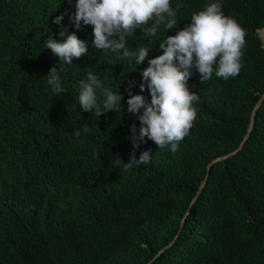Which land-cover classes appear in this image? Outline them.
<instances>
[{
	"label": "trees",
	"instance_id": "trees-1",
	"mask_svg": "<svg viewBox=\"0 0 264 264\" xmlns=\"http://www.w3.org/2000/svg\"><path fill=\"white\" fill-rule=\"evenodd\" d=\"M213 2L171 0L177 28L162 26L155 37L137 30L128 47L149 55L135 64L96 49L93 26L76 29L70 17L77 0H0V264H264V102L243 148L211 166L185 216L207 165L238 147L264 92V0H220L223 13L246 30L242 68L227 80L214 72L208 81L190 69L197 119L178 151L151 140L134 149L130 140L140 121L127 112L129 82H136L132 94L150 103L139 84L148 61L163 54L159 42ZM62 28L88 53L63 66L65 92L56 96L44 78L61 62L44 40L62 42ZM89 68L119 88L120 112L80 109L79 81ZM134 151L137 160L150 152L151 162L125 166ZM183 218L174 244L151 262Z\"/></svg>",
	"mask_w": 264,
	"mask_h": 264
},
{
	"label": "clouds",
	"instance_id": "clouds-1",
	"mask_svg": "<svg viewBox=\"0 0 264 264\" xmlns=\"http://www.w3.org/2000/svg\"><path fill=\"white\" fill-rule=\"evenodd\" d=\"M170 5L171 0H77L70 20L76 29L82 23L93 26L96 49L122 53L121 59L133 57L135 64H143L149 50L145 47L130 50L128 38L137 30L145 37H155L162 26L168 32L176 29L177 12ZM63 19V15L58 16L54 23L60 25ZM60 36L66 39L44 40V48L61 62L59 70L52 67L44 78L56 96L65 92L60 78L63 66L88 53L87 44L75 32L68 35L67 29L62 28ZM245 45L246 30L223 13L220 0L193 13L191 23L176 35L162 39L159 46L163 54L148 61L149 67L143 70L139 84L141 93L150 92V103L144 95L132 94L136 82L128 84L127 112L137 115L140 121L139 135L135 124L131 128L133 148L138 149L141 142L151 140L159 149L170 145L171 152L178 151L180 142L189 135L197 119L193 104L199 101V94L189 89L190 69L194 66L203 81L210 80L214 72L216 77L225 80L235 77L242 68ZM105 84L91 68L87 70V79L79 81L78 100L82 111H94L99 116L110 111L120 112L123 96L119 88L113 91ZM84 130L87 131V126ZM73 134L79 138L80 131L75 130ZM151 159L150 152L146 151L137 160L134 151L125 166H146Z\"/></svg>",
	"mask_w": 264,
	"mask_h": 264
},
{
	"label": "water",
	"instance_id": "water-1",
	"mask_svg": "<svg viewBox=\"0 0 264 264\" xmlns=\"http://www.w3.org/2000/svg\"><path fill=\"white\" fill-rule=\"evenodd\" d=\"M258 35H259V38H260V40L262 41V43H264V26H263L260 30H258ZM263 102H264V92L261 94V96H260L259 99L257 100L256 104H255L254 107L252 108V111H251V114H250V119H249V126H248V129H247L246 134H245V136L243 137L242 141H241L240 144L238 145V147H237L234 151H232L231 153H228V154H226V155H224V156H221V157H218V158L212 160V161L207 165V167H206V174H205V177H204L203 181L200 183V185H199V187H198V190H197L195 196L193 197V199H192V201H191V204H190V206H189V209L187 210L185 216L188 214V212H189L191 206H192V205L198 200V197H199V195L201 194V192H202V190H203V188H204V186H205V184H206V180H207V178H208V174H209V171H210L211 166H212L213 164H216V163H218V162H221V161H223V160H225V159H227V158H229V157H232L233 155H235L237 152H239V151L243 148V146L245 145V143H246V141H247V139H248V137H249V135H250V133H251V131H252V129H253V126H254V123H255L256 112H257L258 109L261 107V105H262ZM184 218H185V217H184ZM184 218L182 219V221H181V223H180V229H179V231H178L176 237H175V238L173 239V241H172L171 243H169L166 247H164V248H162L160 251H158V253L154 256V258L151 260V262L154 261L155 259H157V258H158V257H159V256L165 251V250H167L168 248H170V247L174 244L176 238H177L178 235L180 234V231H181V229H182V227H183V224H184ZM148 264H150V263H148Z\"/></svg>",
	"mask_w": 264,
	"mask_h": 264
}]
</instances>
